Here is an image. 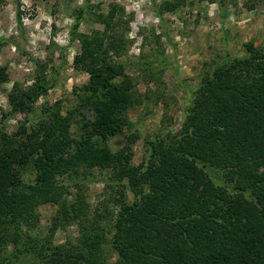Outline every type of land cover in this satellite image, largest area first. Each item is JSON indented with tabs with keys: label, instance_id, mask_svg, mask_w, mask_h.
<instances>
[{
	"label": "trees",
	"instance_id": "trees-1",
	"mask_svg": "<svg viewBox=\"0 0 264 264\" xmlns=\"http://www.w3.org/2000/svg\"><path fill=\"white\" fill-rule=\"evenodd\" d=\"M123 13L113 4L100 37L78 38L74 64L88 81L72 108L65 114L58 103L44 108L36 125L26 132L22 123L15 138L0 129V224H11L13 237H20L21 225L35 226L36 207L53 201L58 176L80 165L110 168L134 196L127 203L119 194L112 224L91 219L81 198L64 201L51 228L80 221L76 242L39 240L21 252L38 264H104L101 252L111 233L113 264H264V47L247 43L245 55L204 71L179 130L147 140L145 161L134 167L129 148L113 152L106 145L124 132L129 109L140 102L121 61L130 42ZM7 80L0 67V88ZM52 85L37 62L32 84L14 83L8 101L28 113ZM78 117L83 122L74 136ZM29 165L36 175L25 183L21 174Z\"/></svg>",
	"mask_w": 264,
	"mask_h": 264
},
{
	"label": "rangeland",
	"instance_id": "rangeland-1",
	"mask_svg": "<svg viewBox=\"0 0 264 264\" xmlns=\"http://www.w3.org/2000/svg\"><path fill=\"white\" fill-rule=\"evenodd\" d=\"M113 4L123 9L128 22L129 48L121 61L134 79L140 102L129 109L130 121L124 132L108 138L106 145L113 152L129 148L134 167L145 161L147 140L179 130L204 71L245 55L247 43L264 47V0H0V67L8 74L0 88L1 130L15 138L22 123L26 132L30 131L46 112L44 108L52 110L58 103L65 114L75 105L78 92L88 81L87 72L74 64L80 51L78 38L83 34L100 37L104 29L101 20ZM37 62L53 85L30 112L14 111L8 92L14 83L32 84ZM82 122L81 117L73 122L74 136L80 133ZM35 175L29 165L21 179L32 183ZM57 179L59 189L52 194L53 201L36 207L33 228L21 225L20 237H13L11 224H0V234L5 236V241L0 240V264H38L32 253L21 252L28 242H76L80 221L51 228L64 201L81 198L89 217L105 225L114 221L120 193L127 203L134 199L128 181L110 168L80 165ZM110 235L106 234L101 252L104 264L116 260L108 242Z\"/></svg>",
	"mask_w": 264,
	"mask_h": 264
}]
</instances>
